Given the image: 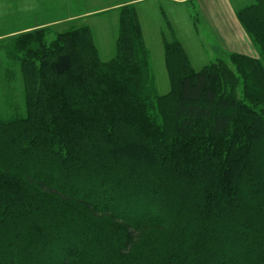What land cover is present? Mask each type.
<instances>
[{
  "label": "trees",
  "instance_id": "trees-1",
  "mask_svg": "<svg viewBox=\"0 0 264 264\" xmlns=\"http://www.w3.org/2000/svg\"><path fill=\"white\" fill-rule=\"evenodd\" d=\"M237 17L261 59L196 71L172 32L164 96L134 5L109 62L88 26L0 47L26 109L0 116V264H264V0Z\"/></svg>",
  "mask_w": 264,
  "mask_h": 264
},
{
  "label": "rangeland",
  "instance_id": "rangeland-1",
  "mask_svg": "<svg viewBox=\"0 0 264 264\" xmlns=\"http://www.w3.org/2000/svg\"><path fill=\"white\" fill-rule=\"evenodd\" d=\"M255 2L233 0L238 10ZM103 5H107V0H93L91 3L90 0H0V47L5 46L10 38L40 27L50 29L47 42L51 43L59 33L88 26L93 31L101 60L109 62L116 55L119 9L96 15L93 9ZM108 5H114V2ZM200 14L195 5L179 7L155 3L141 9V23L151 54V70L160 95L169 94L171 89L162 43L164 36L171 38L174 34L196 71L218 60L228 61L233 53L261 59L258 47L246 32L244 43H235L234 50H230V46L221 40L219 28L205 21ZM24 97V80L19 65L11 64L0 50V116L5 120L23 117L26 113Z\"/></svg>",
  "mask_w": 264,
  "mask_h": 264
},
{
  "label": "crops",
  "instance_id": "crops-1",
  "mask_svg": "<svg viewBox=\"0 0 264 264\" xmlns=\"http://www.w3.org/2000/svg\"><path fill=\"white\" fill-rule=\"evenodd\" d=\"M91 1L93 0H90V3ZM112 2H114V5H108V3ZM155 3H168L179 7L195 5L196 10L201 13L200 15L205 21L219 28L218 33L220 35V38L223 43H225L227 46H230V50H234V46H236L237 44L240 45V42L244 43L243 36L245 31L242 28V25L237 17V12L239 10L235 7L233 0H107V5L94 8L93 11H95L96 15H98L100 13L110 12L112 10L119 9L121 8V6L127 4H131L137 7L141 18V9L146 5H151ZM162 34L164 35V33Z\"/></svg>",
  "mask_w": 264,
  "mask_h": 264
}]
</instances>
